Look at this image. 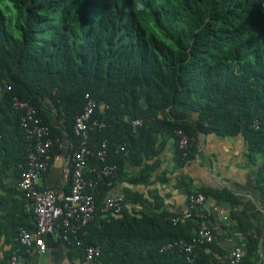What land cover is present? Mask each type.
Listing matches in <instances>:
<instances>
[{
    "label": "trees",
    "instance_id": "obj_1",
    "mask_svg": "<svg viewBox=\"0 0 264 264\" xmlns=\"http://www.w3.org/2000/svg\"><path fill=\"white\" fill-rule=\"evenodd\" d=\"M8 1L21 39L9 32L13 20L0 4L1 166L12 164L21 175L27 165L30 142L13 108L15 98L35 106L54 141H63L43 106L51 101L75 149L80 142L74 131L76 119L88 100L95 99L99 106L94 118L106 126L90 131L89 147L98 149L107 141L106 164L119 170L114 178L106 177L101 174L102 162L89 161L85 177L95 185L88 192L94 191L96 212L90 224L71 236V244L66 243L70 253L82 260L85 248L93 245L101 248L102 264H189L179 251L163 248L175 241L189 244L197 236L196 211L203 206L189 209L192 218L174 225L169 218L177 214L163 209L159 194L147 197L125 189L120 214L103 211L106 196L122 179L126 161L147 174L131 182L150 184L153 168L148 161L171 140L176 163L184 166L194 149L193 144L187 151L180 148L178 130L190 138L202 133L242 135L248 142L249 161L258 165L257 156L264 158V0ZM192 113L197 115L195 121ZM135 120L144 122L136 130ZM257 180L264 190V161ZM187 193L189 208L191 197L198 194L218 204L238 202L227 190L189 187ZM137 205L146 207L137 210ZM34 227L0 225V236L13 244L10 255L17 249L25 251L20 229ZM64 230L60 219L56 231L61 238ZM243 234L247 244L243 264H264V258L258 262L259 239L247 231ZM217 239L196 249L199 257L193 264H222L226 256ZM24 257L35 258L29 253ZM8 262L7 257L0 264Z\"/></svg>",
    "mask_w": 264,
    "mask_h": 264
},
{
    "label": "crops",
    "instance_id": "obj_2",
    "mask_svg": "<svg viewBox=\"0 0 264 264\" xmlns=\"http://www.w3.org/2000/svg\"><path fill=\"white\" fill-rule=\"evenodd\" d=\"M43 106L49 111L52 124L64 135V140L61 142L56 140L57 144L54 141L48 170L42 176L38 186L41 189L57 190L62 197L71 189L73 174L71 157L77 148L75 149L67 138V125L63 117H59L56 106L48 100ZM19 115H21L20 112ZM190 118L195 121L197 115L192 113ZM12 139L9 138L10 141ZM16 144L19 146L17 141ZM12 146L16 147L14 141ZM192 147L194 149L192 158L180 167L175 160L174 140L168 142L156 158L148 161L153 168L148 174L150 179L148 185L131 182V179L142 178L147 174L141 172V167L126 161L122 179L115 185H111L106 199L122 196L125 189L147 197L159 194L164 198L165 210L182 214L189 210L187 193L189 187L195 191L227 190L237 198L238 202L235 204L228 202L218 204L217 202V205L226 211L229 221L224 222L220 215H213L210 219L212 226L220 233L217 240L223 257L236 246L235 235L247 231L261 242V254L258 259L260 263L264 258V190L258 186L257 173L264 158L257 156L258 165L249 161L248 142L242 135L219 137L216 134L202 133L195 138ZM19 179L20 173L12 164L4 168L0 164V225L2 228L10 229L21 224L28 226L35 224L32 203L26 199L23 200V197L15 191ZM183 181L187 184V188ZM209 201L216 202L212 199ZM210 204L211 202H208L207 207ZM137 206V210H143L146 207L138 209ZM45 241L48 247L47 253L35 258H25L22 260L23 264H80L81 260L70 253L68 245L57 231L53 235H47ZM12 247L13 244L6 236H0V261L7 257L10 259L12 253L16 251L10 255ZM215 256L217 259L222 257L217 254Z\"/></svg>",
    "mask_w": 264,
    "mask_h": 264
},
{
    "label": "built area",
    "instance_id": "obj_3",
    "mask_svg": "<svg viewBox=\"0 0 264 264\" xmlns=\"http://www.w3.org/2000/svg\"><path fill=\"white\" fill-rule=\"evenodd\" d=\"M7 91H11L10 86H6ZM98 101L90 98L82 114L75 122L74 130L76 136L80 139L77 149L71 157L73 168L72 184L70 192L60 197V193L54 189H41L38 185L48 170L51 159V151L54 147V139L51 137L50 127L38 116V109L29 102L22 101L19 98L13 100V108L20 112L21 127L24 130L29 147L27 150V165L22 170L17 185V191L26 200L30 201L34 208L35 227L32 231L21 228L19 239L25 247V251L16 250L9 259V264H23L24 253L33 256H41L47 253L48 247L45 241L47 235H53L56 231V225L60 219L63 220L65 227L63 241L71 244V236L76 235L78 231L84 229L90 224L96 212V199L93 193L88 189H94V183L85 177L89 168L91 159H98L104 167L101 174L106 177L114 178L119 170L117 165L107 163L108 142L105 141L98 149L89 147V134L95 128H104L105 122L94 118ZM142 120L133 121L132 125L136 130L142 126ZM256 129L259 128V122L254 123ZM177 135L181 137L180 148L187 151L192 146L195 138L187 136L183 130H178ZM61 142V141H60ZM61 145V143H60ZM121 150H125L122 146ZM204 194H198L191 197V210H197L198 206H203V210L196 211V217L200 220V226L197 236L189 244L182 241H175L166 244L164 251H179L186 258L189 264H193L199 257L196 249L205 244H211L219 236L214 226L210 223L213 215H220L224 222L229 221L226 211L217 205L214 201H209ZM211 202L210 205L207 204ZM124 207V197H108L105 200L103 211L120 214ZM138 209H143V205H138ZM164 209V208H163ZM191 210L177 214L169 219L174 225L192 218ZM236 246L229 252L222 264H243L247 244L243 234H236ZM81 242L77 241V245ZM102 251L98 246H87L85 256L80 264H102Z\"/></svg>",
    "mask_w": 264,
    "mask_h": 264
},
{
    "label": "rangeland",
    "instance_id": "obj_4",
    "mask_svg": "<svg viewBox=\"0 0 264 264\" xmlns=\"http://www.w3.org/2000/svg\"><path fill=\"white\" fill-rule=\"evenodd\" d=\"M1 7L7 12L8 16L12 18V22L8 24V30L17 39H21V31L17 28L15 22V11L12 7L11 2L8 0H0Z\"/></svg>",
    "mask_w": 264,
    "mask_h": 264
}]
</instances>
